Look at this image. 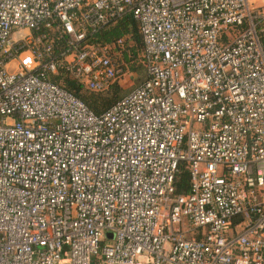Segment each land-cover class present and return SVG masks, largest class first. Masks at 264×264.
Returning <instances> with one entry per match:
<instances>
[{
  "label": "built area",
  "instance_id": "1",
  "mask_svg": "<svg viewBox=\"0 0 264 264\" xmlns=\"http://www.w3.org/2000/svg\"><path fill=\"white\" fill-rule=\"evenodd\" d=\"M126 17L147 77L96 115L50 76L122 86ZM96 257L264 264V0H0V264Z\"/></svg>",
  "mask_w": 264,
  "mask_h": 264
},
{
  "label": "trees",
  "instance_id": "2",
  "mask_svg": "<svg viewBox=\"0 0 264 264\" xmlns=\"http://www.w3.org/2000/svg\"><path fill=\"white\" fill-rule=\"evenodd\" d=\"M132 34L135 39V46L131 48L130 55L126 57V61L129 65L130 71L141 73L142 66L138 63L137 51L141 48V40L138 35L137 25L131 18H124L120 20L117 24L111 25L108 28L101 30L97 37L100 42H110L123 35ZM140 65V66H139ZM51 80L58 84L60 87L83 101L88 108L96 115H101L107 111L116 101H118L122 96L120 95V90L118 86H112L108 89L105 95L102 93H93L86 90L83 86L69 81L63 75L57 74L50 76ZM144 80V79H143ZM143 82V81H142ZM189 189V172L186 166H182L179 174L177 175L174 183V193L175 194H185ZM92 264H100V257L93 259Z\"/></svg>",
  "mask_w": 264,
  "mask_h": 264
},
{
  "label": "rangeland",
  "instance_id": "3",
  "mask_svg": "<svg viewBox=\"0 0 264 264\" xmlns=\"http://www.w3.org/2000/svg\"><path fill=\"white\" fill-rule=\"evenodd\" d=\"M140 67H142L140 74L138 72H135V71H130L132 73L135 72V75H136L135 76V80H132V81L130 79L128 80L127 77H124L122 79L121 85L122 84H124V85L123 86H118L119 87V90L121 92L120 95L122 97L125 96L126 94H128L132 89H134L135 87H137L138 84H139V82H142L143 79H145L147 77L146 67L144 65L143 66H140ZM10 69H12V68H10ZM106 93H107L106 91L102 92L103 95H105Z\"/></svg>",
  "mask_w": 264,
  "mask_h": 264
},
{
  "label": "crops",
  "instance_id": "4",
  "mask_svg": "<svg viewBox=\"0 0 264 264\" xmlns=\"http://www.w3.org/2000/svg\"><path fill=\"white\" fill-rule=\"evenodd\" d=\"M11 67H13V69H14V64H12ZM135 76H136V75H135V72H133V73L131 72L130 76H128L129 78H127V79H128V80L130 79L131 81H132V80H135ZM144 80H145V79H144ZM144 80H143V81H144ZM140 83H142V82H139V84H140ZM123 85H124V84H122V86H123Z\"/></svg>",
  "mask_w": 264,
  "mask_h": 264
},
{
  "label": "water",
  "instance_id": "5",
  "mask_svg": "<svg viewBox=\"0 0 264 264\" xmlns=\"http://www.w3.org/2000/svg\"><path fill=\"white\" fill-rule=\"evenodd\" d=\"M108 237H111V235H108Z\"/></svg>",
  "mask_w": 264,
  "mask_h": 264
}]
</instances>
